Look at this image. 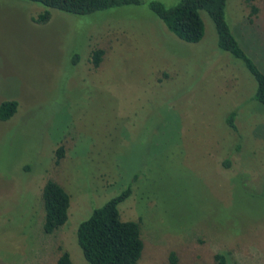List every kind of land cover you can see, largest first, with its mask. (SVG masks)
Wrapping results in <instances>:
<instances>
[{
  "label": "rangeland",
  "instance_id": "obj_1",
  "mask_svg": "<svg viewBox=\"0 0 264 264\" xmlns=\"http://www.w3.org/2000/svg\"><path fill=\"white\" fill-rule=\"evenodd\" d=\"M148 1L51 10L40 24L41 5L0 0V102H17L0 120V264H54L61 250L88 264L77 224L130 182L117 209L139 226L135 264H168L169 252L180 264H214L216 252L226 264H264V104L251 98L254 79L217 47L204 10L202 37L189 43ZM250 2L251 15L244 0H227L225 20L264 73V0ZM47 179L69 196L66 221L48 234Z\"/></svg>",
  "mask_w": 264,
  "mask_h": 264
},
{
  "label": "trees",
  "instance_id": "obj_2",
  "mask_svg": "<svg viewBox=\"0 0 264 264\" xmlns=\"http://www.w3.org/2000/svg\"><path fill=\"white\" fill-rule=\"evenodd\" d=\"M42 6L32 20L45 23L50 17V11L56 10L74 15H85L95 11L106 10L124 5H137L142 0H27ZM227 0H177L173 5L165 6L157 0H149L147 6L160 19L168 31L185 42H196L203 34V24L199 10H204L211 19L216 33V45L219 49L238 58L255 82L252 99L264 104V73L254 61L242 50L231 34L225 20V4ZM250 9V15L255 7L244 0ZM102 50L92 49L90 62L96 67L101 59ZM15 100L0 102V120L9 119L16 111ZM235 112L230 110L224 117L225 124L234 129L233 117ZM63 156V147L58 145L53 150V163L58 164ZM227 163V162H226ZM225 163V164H226ZM135 179V175L132 180ZM131 182L118 194L110 197L100 206L91 210L90 214L81 220L76 227L77 245L83 258L88 264H135L140 258L143 242L140 238L139 226L136 221L122 220L119 217L117 204L130 194ZM43 209L41 229L51 233L67 219L69 196L54 180L47 179L40 192ZM214 264H226V254H213ZM168 264H180L173 252L167 255ZM54 264H73L69 254L61 250Z\"/></svg>",
  "mask_w": 264,
  "mask_h": 264
}]
</instances>
